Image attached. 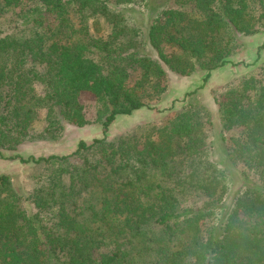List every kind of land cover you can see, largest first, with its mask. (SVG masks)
<instances>
[{
  "label": "trees",
  "instance_id": "16d2710c",
  "mask_svg": "<svg viewBox=\"0 0 264 264\" xmlns=\"http://www.w3.org/2000/svg\"><path fill=\"white\" fill-rule=\"evenodd\" d=\"M134 2L0 0L6 24H0V159L35 167L47 186L25 207L0 175V264H264V112L258 107L264 77L246 76L219 104L223 121L241 128L229 139V160L251 162L258 175L227 217L217 213L229 191L226 171L203 150L198 115L209 114L206 109L190 105L142 146L105 136L117 116L151 108L144 100L156 92L151 74L164 72L160 64L182 76L207 71L206 83L212 70L229 63L235 35L257 32L255 13L248 16L239 1L222 15L203 3L195 14L179 15L163 40L146 49L118 15L107 19L105 40L83 39L86 27L71 32L73 18ZM137 70L142 73L134 85L120 83ZM85 79L102 138L79 142L71 154L3 155L23 143L56 140L64 124L87 125L73 97ZM192 191L208 202L186 205L180 196Z\"/></svg>",
  "mask_w": 264,
  "mask_h": 264
},
{
  "label": "rangeland",
  "instance_id": "374dc122",
  "mask_svg": "<svg viewBox=\"0 0 264 264\" xmlns=\"http://www.w3.org/2000/svg\"><path fill=\"white\" fill-rule=\"evenodd\" d=\"M234 1H239V6L243 9L247 8L248 16L255 13L254 28L257 32L249 36L235 35L236 49L226 57L229 63L212 70L206 83L203 79L207 71L197 70L189 76H182L168 70L164 64H160L164 72L151 74V76L155 74L151 79L156 92L149 91V96L144 100L151 108H142L133 112L131 116H117L105 133L110 142L127 137L135 140L138 146H142L147 137H153L157 128L173 121L190 105L195 106L196 109H206L209 114L198 115L205 131L203 150L208 153L210 160L219 169L226 171L229 181V191L217 205V208H220L217 212L220 213V218L229 215L238 193H241L244 187L254 185L258 179L251 162L238 161L233 164L229 160L227 151L229 139L239 136L241 128L231 120L223 121L218 109L219 104L225 100V93L229 87L239 85L249 75L264 77V18L258 19L264 11V0H135L134 3L127 5L108 4L104 10L91 14L87 19L73 18L74 23L71 27V32L86 27L85 37L82 36L85 40L89 37L105 40L110 31L106 23L107 19L111 15H118L128 27L136 29L137 36L134 38L140 44L138 47L146 49L152 48V40L156 42L163 40L162 35L165 29L172 26L179 15L195 14L203 3L209 5L215 13L222 15L228 11ZM52 22V19L48 21V23ZM0 24L6 25L3 21H0ZM170 51L166 44L165 52ZM151 55L155 56V54ZM77 58L79 59V56ZM78 59L74 61V66L78 65ZM148 67L149 65L146 71ZM127 72L120 83L128 86L134 85L136 77L142 73L141 70ZM84 81L75 87L73 97L76 106L82 110L89 121L87 125L77 127L64 124L63 132L56 140L23 143L14 150L4 152L3 155L26 158L71 154L76 150L79 142L90 143L94 139L102 138L103 127L96 120V100L87 87L86 79ZM153 87L151 86L150 89L152 90ZM193 92L195 93L192 94ZM258 107L264 112V95L260 96ZM35 126L39 125L35 123ZM164 172L167 173L168 169L165 168ZM40 174L41 172L35 167L23 165L18 160L0 159V175H6L9 178L14 191L24 198L25 207L29 204L27 199L30 195L47 188L40 184L38 180ZM192 192L180 196L186 205L191 203L203 205L208 202L204 195ZM28 209L32 210L31 204Z\"/></svg>",
  "mask_w": 264,
  "mask_h": 264
}]
</instances>
